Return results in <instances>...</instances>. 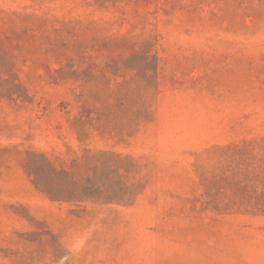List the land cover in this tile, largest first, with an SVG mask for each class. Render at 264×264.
I'll list each match as a JSON object with an SVG mask.
<instances>
[{"label": "rangeland", "instance_id": "374dc122", "mask_svg": "<svg viewBox=\"0 0 264 264\" xmlns=\"http://www.w3.org/2000/svg\"><path fill=\"white\" fill-rule=\"evenodd\" d=\"M0 46L28 95L0 97V264H264V215L201 198L264 139V0H0ZM134 79L135 132L79 141L81 104ZM97 148L135 156L131 203L50 200L25 168Z\"/></svg>", "mask_w": 264, "mask_h": 264}, {"label": "trees", "instance_id": "16d2710c", "mask_svg": "<svg viewBox=\"0 0 264 264\" xmlns=\"http://www.w3.org/2000/svg\"><path fill=\"white\" fill-rule=\"evenodd\" d=\"M109 1L113 2L93 0L99 5ZM152 57L154 64L151 68L156 70L157 56L153 54ZM125 66L135 70V64ZM147 93L146 86L135 89V79L123 80L115 89L106 88L97 93L106 99L114 96L116 104L104 101L96 107L83 102L74 121L77 139L82 142L90 130H95L100 134H112L119 142H124L126 136L135 132V95L142 98ZM0 97H28L1 46ZM255 149L262 152L260 159L257 162L248 161L245 154ZM235 151L238 154V168L228 167L207 180L206 190L201 197L203 205L214 212L264 215V139L237 145ZM240 164L244 166L241 168ZM136 165L133 154L105 148L83 150L69 167L55 166L44 153L36 151H28L25 160L26 171L34 186L50 200L66 202L96 200L103 203H131L142 189L141 182L135 180L133 175ZM244 172L245 175L240 174Z\"/></svg>", "mask_w": 264, "mask_h": 264}]
</instances>
